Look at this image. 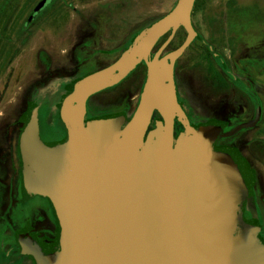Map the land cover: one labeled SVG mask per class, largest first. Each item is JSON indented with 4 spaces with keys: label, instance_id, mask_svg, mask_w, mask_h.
I'll return each instance as SVG.
<instances>
[{
    "label": "water",
    "instance_id": "95a60500",
    "mask_svg": "<svg viewBox=\"0 0 264 264\" xmlns=\"http://www.w3.org/2000/svg\"><path fill=\"white\" fill-rule=\"evenodd\" d=\"M194 3L178 0L137 45L76 86L68 99L76 107L65 111L71 132L62 147H42L36 130L27 128L24 164L52 202L61 229L59 253L41 264H264L257 240L228 239L243 188L233 164L210 152L217 131H194L185 121V135L173 142V117L180 118V109L171 76L197 36ZM179 28L186 32L182 44L159 59ZM141 62L146 85L130 121L113 118L83 127L88 97L116 85ZM153 110L163 125L143 142Z\"/></svg>",
    "mask_w": 264,
    "mask_h": 264
},
{
    "label": "rangeland",
    "instance_id": "374dc122",
    "mask_svg": "<svg viewBox=\"0 0 264 264\" xmlns=\"http://www.w3.org/2000/svg\"><path fill=\"white\" fill-rule=\"evenodd\" d=\"M177 1H55L48 11L37 19L31 32L24 34L31 38L29 45L22 50L24 57L20 62L23 61L27 65L28 56L33 55V51L35 53L32 96H27L25 89L27 75L24 69L21 80L25 83L24 86L11 94H6L5 102L0 107L1 114L8 115L11 121L14 114H18V109L21 110L19 107L21 99L32 100L26 111L33 114L42 96L54 92L61 83L70 81L72 77L80 74V70L91 72L102 69L112 63L123 48L137 45L139 38L153 24L170 13ZM38 2L39 0H21L12 13L13 22L9 26L3 25L4 28H8L5 34H23L18 31ZM197 2L198 6L191 17L197 36L176 62L179 100L186 109L194 131L201 128L216 131L223 129V133L219 135L217 133L211 143L210 152L220 155L221 153L217 152L220 151L229 159L243 188L240 203L228 230V239L230 242L250 237L257 240L256 225L259 222L255 219L250 221L251 223L249 221L243 223L240 208L246 206L247 200L251 197L257 198L259 203L262 202L264 205V163L262 165L255 163L245 151V145L251 140L264 143V0H197ZM0 3L6 4L4 0ZM169 34L158 42L155 51ZM185 35L186 32L179 28L167 46L166 53L175 51L182 44ZM207 45L214 49L216 59L209 56ZM38 54H45L49 65L44 66V63L38 60L40 57ZM241 62L254 65L251 89L263 109L259 124L250 127H247V123L253 119L255 109L249 104L245 94L233 95L232 103L228 102L227 96L225 97L232 91L230 89H234L227 80V72H231L235 78L244 80V76L237 71ZM12 68H15V65ZM7 76L8 72L2 73L0 82L2 80L5 82ZM242 82L246 85V81ZM127 87L128 83H125L118 89L93 98L92 106L96 109L107 107L117 114L120 112L117 108L119 102L128 96L125 91ZM215 89H219L221 95L219 99H214L217 93ZM136 94L137 91L134 89L129 92L134 98L126 111L127 116H131V112L136 109L138 101ZM218 104L219 106L222 104V107L219 108ZM26 115L23 113L17 124L11 121V130L15 124L13 132L16 135L19 133V124L28 121L29 117ZM242 123L245 125H240ZM242 126L247 129L240 130ZM220 136L228 139L222 150L217 143ZM251 186L255 189L250 188Z\"/></svg>",
    "mask_w": 264,
    "mask_h": 264
},
{
    "label": "flooded vegetation",
    "instance_id": "af4514ba",
    "mask_svg": "<svg viewBox=\"0 0 264 264\" xmlns=\"http://www.w3.org/2000/svg\"><path fill=\"white\" fill-rule=\"evenodd\" d=\"M42 1L43 0H39L36 6ZM55 1L57 0H46L45 6L37 13L33 14L32 19L29 18L33 12L29 14L28 18L18 31L23 34H5L4 32H6L8 28H4L3 25L0 26V76L2 73L6 74L8 72L5 82L3 80L0 82V107L5 102L6 94H11L12 92L19 90L21 86H24L25 83L21 81L24 75V69L27 75V84L25 88L27 96H32V87H34L33 76L35 69V53L33 51V55L28 56L29 60L27 65L24 64L23 61L20 62V59L24 57L22 50L29 45L31 38V36L24 34L31 32V29L37 22V19L42 14L46 13ZM196 2L197 0H195V3ZM0 22L2 24L5 22V24L9 26L13 20L0 19ZM169 35L155 51L158 42L165 35L158 40L155 47L151 50V53H149L147 58L148 61L153 59L154 55L159 51ZM129 42H131V40ZM130 47L131 46L123 48L119 52L117 58H115L114 61L106 67L91 72H84L82 69L80 70V74L72 77L70 81L61 83L58 88L54 90V92L42 96L41 100L38 101L33 114L31 112L27 113L26 111V107L32 103V100L23 101L21 99L20 102L22 103L20 106L18 105L21 107V110L18 109V114H14L11 121L15 124L19 123L23 113H26V116L29 117V119L26 123H23L22 125L19 124L20 129H18L19 133L17 135L13 132L15 124L12 125L13 129L11 130V121L9 116H4L0 112V264H41L43 260L51 258L54 255L56 256L60 250L59 238L61 237V229L56 210L50 199L39 190L38 186L34 182H32L33 179L24 164V154L27 150L24 147L27 128L32 127L36 130V136L42 147L54 149L62 147L66 144L71 132V124L66 118L67 116L65 111L67 110V107L68 109H75L76 107L74 103H69L68 100L76 89V86L91 74L109 68ZM206 47L209 56L212 59H216L217 54L214 49L208 45ZM166 48L163 53L160 54L159 59L168 53L165 51ZM111 54L106 53V55ZM38 55L40 56L38 57V60L42 61L44 66H47V64L49 65V60L46 58L45 54ZM176 62L173 66L171 79L172 86L174 88V99L180 109V118L176 113L174 114L172 128L173 142H175L181 135H185V121L192 128L185 111L186 109L179 100V84L176 81V74L178 72ZM13 65H15V68H12ZM10 68L11 70L9 71ZM237 71L244 76V80L235 78L234 75H231V72H227V80L231 83L234 89H230L232 91L228 92L225 97L227 96L229 99L228 102L232 103L233 101L231 97L233 95L235 96L238 94L240 96L241 94H245L249 104L255 109L254 117L247 123V127L258 125L263 109L257 96L254 94L253 89H251L254 81L252 78L254 77L253 74L255 72L254 65H248L241 62L240 67H237ZM13 77L14 81H12ZM146 79L147 66L144 62H141L116 85L114 84L110 87L101 89L98 92H94L88 97L85 103L83 127L93 122H101L113 118H123L126 125L141 103L143 90H145ZM162 80L163 79H161V81ZM242 81H246L245 83L247 86L243 84L244 82ZM125 83H128L127 90H125L128 93V96H122V99L124 100L120 101L118 104L119 107H117L120 112L115 114V112H112L107 107L96 109L92 106L94 104L92 102L93 98L98 96L100 97L103 93L118 89ZM162 85L166 87L168 83L166 81H162ZM133 89L137 91V94L135 95L138 100L137 106L136 109L131 112V116H127L128 114L126 111L130 107L131 100L134 98V96L129 95V92ZM218 90L219 89L214 90L215 92L217 91L214 99H219V97H221ZM218 107H222V104L220 106L218 104ZM13 112L16 111L13 110ZM253 122L254 124L250 125V123ZM243 124L245 125V123L240 125ZM162 125L163 119L156 110H153L143 142L146 141L149 135L155 134L156 129ZM243 128L245 129L246 127L242 126L240 130ZM217 130L218 135L223 133V129L220 128ZM227 140L228 139L221 137L217 141L221 150L225 146V141ZM245 146V151L249 158L255 163L262 165L264 163V143L251 140ZM24 148L26 149L25 151ZM217 152L221 153L220 155L223 154L220 151ZM222 156L225 155L223 154ZM250 188L255 189L253 186ZM252 193H254L253 190ZM240 209V217L243 219V223L248 221L252 222L255 219L259 222L256 225L258 230L257 241H259L258 243L264 249V205L262 202L259 203L257 198L251 197L247 200L246 206L241 207Z\"/></svg>",
    "mask_w": 264,
    "mask_h": 264
},
{
    "label": "trees",
    "instance_id": "16d2710c",
    "mask_svg": "<svg viewBox=\"0 0 264 264\" xmlns=\"http://www.w3.org/2000/svg\"><path fill=\"white\" fill-rule=\"evenodd\" d=\"M1 1H3V0H0V2ZM20 1L21 0H4V2L6 3L5 5H2L0 3V19H5V20L12 19V13L15 12L14 9L17 7V5ZM197 6H198V2L195 3L194 9L197 8ZM9 13H10V15H8ZM2 25L7 26V24H5V23L2 24L0 22V26H2ZM0 33H1V31H0Z\"/></svg>",
    "mask_w": 264,
    "mask_h": 264
}]
</instances>
